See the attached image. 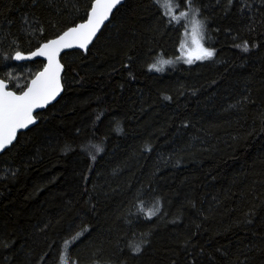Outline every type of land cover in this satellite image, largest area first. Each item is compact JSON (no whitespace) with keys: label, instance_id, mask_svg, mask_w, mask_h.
<instances>
[{"label":"trees","instance_id":"1","mask_svg":"<svg viewBox=\"0 0 264 264\" xmlns=\"http://www.w3.org/2000/svg\"><path fill=\"white\" fill-rule=\"evenodd\" d=\"M89 2L0 0V79L26 85L43 62L4 58ZM194 3L210 61L148 71L182 39L153 0H124L87 55H62L58 102L0 155V264H58L65 242L78 264H264V6Z\"/></svg>","mask_w":264,"mask_h":264},{"label":"snow or ice","instance_id":"2","mask_svg":"<svg viewBox=\"0 0 264 264\" xmlns=\"http://www.w3.org/2000/svg\"><path fill=\"white\" fill-rule=\"evenodd\" d=\"M153 3L163 9L162 15L168 24L182 29V39L177 49L179 56L176 57V61L160 57L148 68V71L161 72L164 66H171L175 62L191 66L197 62L210 61L215 57V50L204 44L206 22L194 0H176L175 4L173 0H153ZM228 3L231 5L232 0H228ZM122 4L123 0H90L82 22L68 26L65 30L47 39L46 42L40 43L34 51L25 54L17 50L14 55L4 58L22 62L41 57L46 63H43L42 70L35 72L24 86L15 84L9 87L13 80L11 72L6 73V79H0V153L6 154V150L17 141L18 133L30 129V126L37 123L41 114L39 110L47 109L49 105L58 102L57 98L64 91L62 73L65 72V65L61 62V54L68 55L70 50L78 49L87 55L90 52L89 46H94L98 34H102V29L111 23L115 11H119ZM262 6H264V0H262ZM40 32L41 35L44 34L43 29H40ZM237 47H241L244 52L249 51L246 42ZM15 89H20V91ZM164 99L170 100L171 98L164 97ZM87 147L94 148L95 153L103 150L99 145H89L82 150H87ZM145 150L150 151L151 149L146 147ZM89 154L95 160V154ZM141 211L145 213L147 219H152L158 208L153 205L147 210L142 207ZM248 222L251 223L250 220ZM80 235L77 233L72 237L73 244ZM69 248L70 244L65 242L63 253L58 257V264H78L76 260L70 259ZM140 251L139 247H134L136 254Z\"/></svg>","mask_w":264,"mask_h":264},{"label":"water","instance_id":"3","mask_svg":"<svg viewBox=\"0 0 264 264\" xmlns=\"http://www.w3.org/2000/svg\"><path fill=\"white\" fill-rule=\"evenodd\" d=\"M123 3H124V0H123ZM123 5V4H122ZM115 11V10H114ZM99 35V34H98ZM91 46V45H90ZM89 46V47H90ZM71 51H80V52H82L81 50H78V49H73V50H70V52ZM83 53V52H82ZM64 53H62L61 54V56L63 55ZM33 61H41V62H43V63H46V61H43V58H41V57H37L36 59H34V60H31V61H22V62H17V61H14L13 60V62H15V63H27V62H33ZM42 70V69H41ZM62 75H63V73H62ZM63 93V92H62ZM62 93H61V95H62ZM61 97V96H60ZM60 97H58L57 99L59 100V98ZM56 102H54V104H55ZM50 106H52V105H49V107ZM46 109H42V110H39L40 111V113H42L43 111H45ZM38 119H37V123H38ZM37 123L35 124V125H37ZM35 125H32V126H30V129L32 128V127H34ZM29 130V129H28ZM27 130H22V132L21 133H24V132H26ZM21 133H18V135L19 134H21ZM15 143V142H14ZM2 153H0V155H1Z\"/></svg>","mask_w":264,"mask_h":264},{"label":"rangeland","instance_id":"4","mask_svg":"<svg viewBox=\"0 0 264 264\" xmlns=\"http://www.w3.org/2000/svg\"><path fill=\"white\" fill-rule=\"evenodd\" d=\"M179 53V52H178ZM176 63H181V62H175L174 64H176ZM184 64V63H183ZM187 65V64H186Z\"/></svg>","mask_w":264,"mask_h":264}]
</instances>
